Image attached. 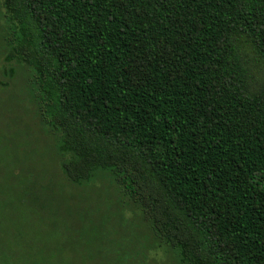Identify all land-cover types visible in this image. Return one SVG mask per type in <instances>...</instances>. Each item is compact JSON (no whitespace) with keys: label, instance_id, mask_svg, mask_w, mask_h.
Wrapping results in <instances>:
<instances>
[{"label":"trees","instance_id":"1","mask_svg":"<svg viewBox=\"0 0 264 264\" xmlns=\"http://www.w3.org/2000/svg\"><path fill=\"white\" fill-rule=\"evenodd\" d=\"M1 54L69 184L107 171L176 264H264V0H0Z\"/></svg>","mask_w":264,"mask_h":264},{"label":"rangeland","instance_id":"2","mask_svg":"<svg viewBox=\"0 0 264 264\" xmlns=\"http://www.w3.org/2000/svg\"><path fill=\"white\" fill-rule=\"evenodd\" d=\"M243 48L260 76L251 44L245 40ZM2 57L0 82L8 84L0 85V264H33L37 257V264H45L37 256L39 250L54 255L53 264H80L75 248H94L101 254L84 264H176L167 247L152 240L140 212L120 197L107 171H98V179L86 185L68 183L54 159L53 139L35 117L26 69ZM62 197L71 206L92 210L79 237L69 220L74 227L80 223L64 216V206L58 203Z\"/></svg>","mask_w":264,"mask_h":264}]
</instances>
